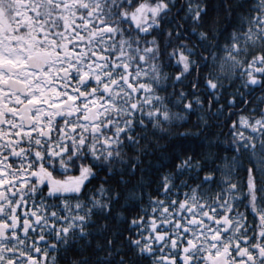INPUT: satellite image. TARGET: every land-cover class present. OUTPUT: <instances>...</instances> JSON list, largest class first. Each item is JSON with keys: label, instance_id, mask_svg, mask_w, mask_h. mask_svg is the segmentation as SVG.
Listing matches in <instances>:
<instances>
[{"label": "snow or ice", "instance_id": "snow-or-ice-1", "mask_svg": "<svg viewBox=\"0 0 264 264\" xmlns=\"http://www.w3.org/2000/svg\"><path fill=\"white\" fill-rule=\"evenodd\" d=\"M0 264H264V0H0Z\"/></svg>", "mask_w": 264, "mask_h": 264}, {"label": "trees", "instance_id": "trees-1", "mask_svg": "<svg viewBox=\"0 0 264 264\" xmlns=\"http://www.w3.org/2000/svg\"><path fill=\"white\" fill-rule=\"evenodd\" d=\"M166 71L168 70V69H165ZM178 69H173L172 71L174 72V71H177ZM195 69H193V72H192V75H194L195 74ZM238 83V82H237ZM179 87V86H178ZM235 89V84L233 85V87L232 88H230V89H226L225 91L226 92H231V91H233ZM258 94V93H257ZM218 103H220V104H223L224 103V101L223 100H220V101H218ZM239 104H237L236 105V107L237 108H239ZM213 107H215V105L213 106ZM205 108H207V101L205 100ZM197 111H199V110H197ZM227 111H228V109H227V107H225V109H224V112H225V114H227ZM196 112H193L192 113V115L189 117V123L191 124V122L196 118ZM205 119H208L207 117H205ZM218 119H220V118H218ZM187 127H189V125L188 124H182L181 125V128H187ZM218 129H219V126L218 125H212L209 129H208V132H209V135H211V134H213V133H215L216 131H218ZM176 129H174V131H175ZM193 130H195V126H193ZM201 135L203 136L204 135V133H201ZM230 140L231 139V136L230 135H228V136H226L225 135V133L224 132H221L220 133V136H219V140H220V142H221V148H220V151L221 152H223L225 149H224V147H223V144H224V142H225V140ZM199 141L197 140V143H198ZM181 143L185 146V147H190V146H192L188 141H186V140H181ZM115 210H117V211H121V212H127V210L126 209H122V208H117V209H115ZM133 211H134V209H133ZM133 231H134V229H133Z\"/></svg>", "mask_w": 264, "mask_h": 264}]
</instances>
